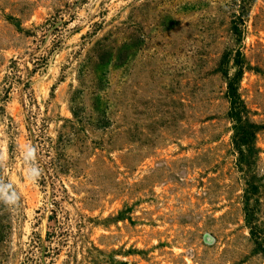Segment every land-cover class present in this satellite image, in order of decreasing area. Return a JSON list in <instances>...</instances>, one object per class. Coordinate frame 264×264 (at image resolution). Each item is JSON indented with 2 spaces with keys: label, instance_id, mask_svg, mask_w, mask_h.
I'll use <instances>...</instances> for the list:
<instances>
[{
  "label": "rangeland",
  "instance_id": "374dc122",
  "mask_svg": "<svg viewBox=\"0 0 264 264\" xmlns=\"http://www.w3.org/2000/svg\"><path fill=\"white\" fill-rule=\"evenodd\" d=\"M0 264H264V0H0Z\"/></svg>",
  "mask_w": 264,
  "mask_h": 264
},
{
  "label": "trees",
  "instance_id": "16d2710c",
  "mask_svg": "<svg viewBox=\"0 0 264 264\" xmlns=\"http://www.w3.org/2000/svg\"><path fill=\"white\" fill-rule=\"evenodd\" d=\"M228 92L230 94V98L234 99V91H233L231 83L228 84Z\"/></svg>",
  "mask_w": 264,
  "mask_h": 264
}]
</instances>
